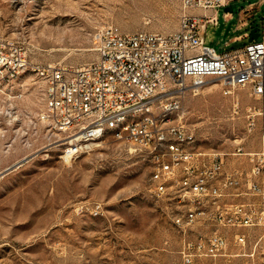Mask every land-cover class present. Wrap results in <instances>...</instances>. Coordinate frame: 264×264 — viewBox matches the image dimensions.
I'll return each mask as SVG.
<instances>
[{"label": "rangeland", "instance_id": "1", "mask_svg": "<svg viewBox=\"0 0 264 264\" xmlns=\"http://www.w3.org/2000/svg\"><path fill=\"white\" fill-rule=\"evenodd\" d=\"M187 15L202 19L204 42L221 52L242 47L252 27L262 32L264 0H0V38L21 47L29 63L0 86V264H264V214L254 226L223 228V253L181 259L185 240L211 226L174 225L172 215L187 205L176 203L171 188L159 197L149 191L145 151L107 131L65 156L73 132L38 117L45 81L36 65L93 61L104 25L168 33ZM223 88L207 78L188 89L181 121L198 148L222 155L225 168H247V156L232 151L237 143L257 149V125L247 131L245 118L255 99L247 88ZM95 202L100 212L90 211ZM234 232L244 234L243 246L232 242Z\"/></svg>", "mask_w": 264, "mask_h": 264}, {"label": "built area", "instance_id": "2", "mask_svg": "<svg viewBox=\"0 0 264 264\" xmlns=\"http://www.w3.org/2000/svg\"><path fill=\"white\" fill-rule=\"evenodd\" d=\"M201 22L187 15L168 33L124 32L104 25L93 61L35 66L45 81L39 120L49 128L73 132L63 142L65 156L89 148L104 126L117 121V114L150 108L147 119L125 123L120 134L113 135L146 152L153 195L163 196L171 188L176 203L187 205L172 215L175 226L184 231L196 220L210 223L203 236L185 240L181 259L223 253L228 242L223 228L254 226L264 214V24L256 39L218 52L204 42ZM26 64L21 47L0 38V86ZM207 78L219 79L224 94L247 88L255 99L246 107L245 118L247 131L257 125V149L247 152L237 143L232 151L247 156V168H225L222 155L198 148L194 132L181 121L184 93L201 87ZM161 108H169V115L161 116ZM81 135H88V142H81ZM90 211L100 212V203H93ZM232 242L243 246L244 234L234 232Z\"/></svg>", "mask_w": 264, "mask_h": 264}, {"label": "bare ground", "instance_id": "3", "mask_svg": "<svg viewBox=\"0 0 264 264\" xmlns=\"http://www.w3.org/2000/svg\"><path fill=\"white\" fill-rule=\"evenodd\" d=\"M168 115L169 108H161V116ZM148 116H150V108H139L133 115L129 113L117 114V121L104 126L102 128V135L107 131H110L112 134H120L121 130L125 127V123L139 124V122L147 119ZM81 142H88V135H81Z\"/></svg>", "mask_w": 264, "mask_h": 264}, {"label": "water", "instance_id": "4", "mask_svg": "<svg viewBox=\"0 0 264 264\" xmlns=\"http://www.w3.org/2000/svg\"><path fill=\"white\" fill-rule=\"evenodd\" d=\"M258 31H257V28L256 27H252L249 32H248V35H247V41H251V40H254L258 37Z\"/></svg>", "mask_w": 264, "mask_h": 264}, {"label": "crops", "instance_id": "5", "mask_svg": "<svg viewBox=\"0 0 264 264\" xmlns=\"http://www.w3.org/2000/svg\"><path fill=\"white\" fill-rule=\"evenodd\" d=\"M248 33V32H247Z\"/></svg>", "mask_w": 264, "mask_h": 264}]
</instances>
